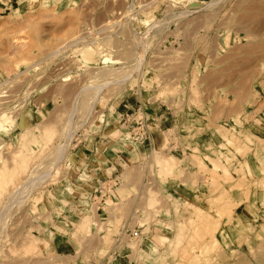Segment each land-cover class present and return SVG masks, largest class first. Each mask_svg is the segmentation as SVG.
<instances>
[{"label": "rangeland", "instance_id": "374dc122", "mask_svg": "<svg viewBox=\"0 0 264 264\" xmlns=\"http://www.w3.org/2000/svg\"><path fill=\"white\" fill-rule=\"evenodd\" d=\"M30 3L0 14V169L14 166L20 129L54 133L28 143L27 168L0 188V264L63 262L42 251L55 234L84 264H159V255L160 264H264V0ZM84 45L88 60L76 51ZM85 90L88 106L74 107ZM125 100L177 122L155 146L139 145L122 125ZM168 141L179 152H166ZM77 151L112 154L115 174L101 183L76 173ZM158 156L175 157L167 173ZM196 208L209 216L204 228L186 223ZM83 216L88 227L77 230ZM177 232L185 237L170 246ZM26 238L40 250L25 251Z\"/></svg>", "mask_w": 264, "mask_h": 264}, {"label": "bare ground", "instance_id": "6f19581e", "mask_svg": "<svg viewBox=\"0 0 264 264\" xmlns=\"http://www.w3.org/2000/svg\"><path fill=\"white\" fill-rule=\"evenodd\" d=\"M3 11V10H2ZM187 12V11H186ZM8 16H9V18L12 16V14L11 13H8ZM158 24V23H157ZM154 26H152V28H153ZM148 30H150V29H148ZM149 33V32H148ZM143 36H146V35H144L143 34ZM145 38V37H144ZM139 40H141L142 41V38L141 39H139ZM144 40V39H143ZM10 41H13V43L15 42L16 44H21V46H22V44H23V46H24V38L21 36V35H15V34H13V36H12V40H10ZM26 42V41H25ZM19 44V45H20ZM93 49V48H92ZM88 45H84V46H82L81 48H79L78 50L76 49V51L77 52H80V54H81V57H84V58H86V57H89L90 56V53L93 51ZM133 53V52H132ZM79 54V55H80ZM92 54L93 53H91V56H92ZM94 56V55H93ZM92 56V57H93ZM87 59V58H86ZM89 59H90V57H89ZM139 59H140V57H139ZM88 60V59H87ZM140 61V60H139ZM5 64L6 63H4V67H5ZM139 64V63H138ZM1 65V64H0ZM3 66V65H2ZM6 68V67H5ZM134 70V69H133ZM5 71V70H4ZM117 75V74H116ZM130 76V75H129ZM124 77V76H123ZM126 78H127V76H126ZM123 79H125V78H123ZM122 81V79L119 81V82H121ZM115 84V83H114ZM100 86H103V85H99L98 87L100 88ZM105 86V85H104ZM97 87V86H96ZM87 89L86 87H83L82 89ZM88 88H90V87H88ZM88 90V89H87ZM87 90H85L84 91V96H83V98L81 99V101H80V98H79V95H77L78 97L74 100V104H73V106L74 107H76L77 105L78 106H80L81 108H85L86 106H88V104H89V101H90V92H88ZM87 91V92H86ZM94 91V90H93ZM95 93V92H94ZM88 94V95H87ZM96 94V93H95ZM94 94V95H95ZM93 95V96H94ZM95 97V96H94ZM78 106H77V108H78ZM91 108V107H90ZM74 109V108H73ZM2 120H4V121H7V117H6V115L5 114H0V121H2ZM33 128H34V126H33ZM32 130H34V129H32ZM40 130V132H39V136H36V135H34L33 134V132L31 131V129L29 128V127H26V128H24V129H20V134H19V150L17 149V151H15V154H14V156H13V160H14V166L10 169V168H4V166H3V168L2 169H0V188H2V187H5V186H3V185H6L5 183H8V181H10V183L9 184H13L14 182H16V180L15 179H12L13 178V176H14V174L16 175V173H17V171L19 170H21V171H25L24 170V168H27L26 166L28 165V163H29V160H31L30 159V157L31 156H29V152H28V149L30 148L29 147V142L31 141L32 142V145H33V142H44V143H47V140L48 139H50V136L52 135V133H54V129H53V127L51 128V127H44V128H42V129H39ZM68 134V133H67ZM39 137V138H38ZM68 137V136H67ZM33 140V141H32ZM46 145V144H45ZM35 146V145H34ZM41 146V145H40ZM61 146V145H60ZM59 146V147H60ZM65 146V145H64ZM38 148V147H37ZM36 148V149H37ZM62 148H63V151H64V147L63 146H61L60 147V150H59V154H60V156H59V159L60 158H62V154H63V151H62ZM31 149V148H30ZM31 151H33V150H31ZM28 153V154H27ZM163 153V152H162ZM164 155V154H163ZM170 155V154H169ZM12 158V157H11ZM175 157H173V156H167V157H161V156H158L157 158H156V162L159 164V166H160V168H162V170H161V172H164V173H167L173 166H174V164H175V159H174ZM5 162V161H4ZM3 162V163H4ZM59 162V161H58ZM53 166V165H52ZM51 166V167H52ZM55 166H56V164H55ZM2 167V166H1ZM9 167V166H8ZM55 168V167H54ZM36 169V168H35ZM18 171V172H19ZM33 171V170H32ZM35 171V170H34ZM53 171V170H52ZM50 170L48 169V171H46L45 173H44V176H47V175H49L50 174ZM20 173V172H19ZM30 173L31 172H29V174L28 175H30ZM42 174V173H41ZM40 174V175H41ZM28 175H26L25 177V179H27V177H28ZM18 176V174L16 175V176H14L16 179L18 178L17 177ZM43 176V175H42ZM39 177L37 180H33L34 182H29L28 184L30 185V187L29 188H31V187H33V188H35V185L36 184H39L40 183V179H43L44 178V176L43 177ZM46 179V178H45ZM11 180H15V181H13V183H11L12 181ZM28 181V180H27ZM24 182H25V180H24ZM16 184V183H15ZM14 184V185H15ZM23 184H25V183H23ZM28 184H26V185H24L22 188L19 186H17V189H19V188H21L19 191H21V192H19V193H24V189H25V191L27 190V188L26 187H28L27 185ZM32 189V188H31ZM15 190V188L13 189V191ZM30 190V189H29ZM35 190V189H34ZM33 190V191H34ZM38 190V189H37ZM18 192H16V194L18 193ZM30 193H31V191H29ZM11 192H9V196H11L12 194H10ZM22 193V194H23ZM30 193H27V194H30ZM14 194H15V192H14ZM36 194H38V193H36ZM18 195V194H17ZM17 195H14V196H17ZM31 195V194H30ZM7 196V195H6ZM8 196V197H9ZM13 196V195H12ZM11 196V197H12ZM28 196V195H27ZM40 196V195H39ZM7 197V198H8ZM18 197V196H17ZM17 197H15V198H17ZM41 197V196H40ZM6 198V199H7ZM10 198V197H9ZM15 198H13L14 200H15ZM22 198V197H21ZM20 198V199H21ZM25 198V197H24ZM151 198V197H150ZM23 199V198H22ZM11 200H12V198H11ZM11 202V201H10ZM14 203H15V201H14ZM190 204V203H189ZM151 206H152V203L150 204ZM7 207H9V206H7ZM6 207V208H7ZM2 210V209H1ZM227 210V209H226ZM7 211V210H6ZM194 211V210H193ZM232 211V208H230L229 209V211H227V212H231ZM3 213H5V212H1L0 213V215L1 214H3ZM88 215V214H87ZM207 215L208 214H206L204 211H201V209H198V208H196V211H195V215L194 216H190L189 218H187L186 220V223H188V224H193V223H196L197 225H201L202 227H203V222H202V220L203 219H207L208 217H207ZM90 217V216H89ZM205 219V220H206ZM88 221H89V219H88V216H83V217H81V219H80V221H78V224L76 225L77 227V230H82V229H86L87 227H88ZM91 221V220H90ZM214 222V221H213ZM90 223V222H89ZM215 223V222H214ZM206 225V224H205ZM209 226L210 225H207V226H205L206 227V229L207 228H209ZM212 226V225H211ZM191 227V226H190ZM193 227V226H192ZM199 227V226H198ZM197 227V228H198ZM204 228V227H203ZM189 229V228H188ZM200 229V228H199ZM208 230V229H207ZM214 230H216V227H213V228H211V232L209 231V233L211 234L212 233V237H213V233L215 232ZM195 231V233H196V231H198L197 229L196 230H194ZM200 231V230H199ZM184 232H186V231H184ZM178 233V232H177ZM183 233V232H182ZM210 234H208V235H210ZM207 235V236H208ZM183 237H185V235L183 234V235H181L180 233H178L176 236H175V238H174V241H171L170 242V246H171V244L173 243V246H178L177 245V243H178V241H180V240H182L183 239ZM212 237H209V238H211L212 240L211 241H213V238ZM25 238V237H24ZM27 239V238H26ZM201 239H202V237H201ZM24 241H26V240H23V242ZM183 241V240H182ZM181 241V242H182ZM214 241H215V239H214ZM209 242V241H208ZM23 245V249H25V251H31V250H33L32 252L34 253V251L36 252V250L38 249V250H40V246H39V244L38 243H36V242H34L33 240H31V239H27V241L25 242V243H22ZM212 244V243H211ZM211 244L209 245L210 247H212L213 248V246L215 245H217V243L215 242V243H213L212 244V246H211ZM208 246V247H209ZM218 246V245H217ZM176 248V247H175ZM22 250V249H21ZM24 251V252H25ZM181 251H183V250H181ZM197 251V250H196ZM31 252V253H32ZM253 252V251H252ZM257 252V251H256ZM23 253V252H22ZM40 253V252H39ZM196 253H198V251L196 252ZM191 256H192V254H191ZM197 256H198V254H197ZM197 256H195V257H197ZM175 257V256H174ZM163 258H164V256L163 255H159L158 256V258H157V260H158V263L160 264L161 262L160 261H162L163 260ZM184 258V257H183ZM191 257H189V260H191L190 259ZM193 259V258H192ZM196 259V258H195ZM194 260H192V262H193ZM196 261H198V260H195L194 261V263H196ZM200 262V261H199ZM198 262V263H199ZM239 263L238 264H241V262H242V260H240V261H238ZM243 263V262H242ZM183 264V263H182ZM192 264V263H191ZM200 264V263H199Z\"/></svg>", "mask_w": 264, "mask_h": 264}, {"label": "crops", "instance_id": "0c3cea01", "mask_svg": "<svg viewBox=\"0 0 264 264\" xmlns=\"http://www.w3.org/2000/svg\"><path fill=\"white\" fill-rule=\"evenodd\" d=\"M34 6L38 3H48V5H57L61 3L63 0H33ZM31 0H0V14H18L24 9L25 11L31 8ZM3 10V11H2ZM129 110L134 108L133 104L129 100H125L123 105ZM145 118L148 124V130L150 134V143L148 144L150 147L155 146V137H157V132L162 131L165 132L166 128L172 126L173 122L176 123L177 120L174 118L173 114L169 110H164L162 107L158 105L152 107L151 109H147L145 107ZM157 125V126H156ZM159 130V131H158ZM143 147V146H141ZM145 148V147H144ZM80 149V148H79ZM78 149V150H79ZM72 157L75 159L73 166V170L77 171L76 173L82 174L86 173L91 180H104L107 177H111L115 174V171L111 169L116 168V162H110V158H112V154H73ZM117 171V169H116ZM113 177V176H112ZM46 238H42V240ZM65 239V240H64ZM44 253L52 254V252H56L57 255L62 256L63 262L59 264H84L80 257L81 252L77 246H74L71 242L68 241V238L55 234L54 240L47 245V247L43 246L42 251ZM69 257L73 260H69Z\"/></svg>", "mask_w": 264, "mask_h": 264}, {"label": "built area", "instance_id": "2783aa9c", "mask_svg": "<svg viewBox=\"0 0 264 264\" xmlns=\"http://www.w3.org/2000/svg\"><path fill=\"white\" fill-rule=\"evenodd\" d=\"M122 125L125 127L126 130H128L129 134H131L134 141L136 143H138L139 145L150 143V134H149V130H148L147 120L143 114L139 113V108L125 113L123 115V118H122ZM173 144L174 143L172 141H168V143L165 146L166 152H168V153L169 152H173V153L179 152L176 150V148L174 147ZM180 153H181V151H180ZM112 180H115V178ZM103 182L104 183L106 182L105 179H104V181H101V183H103ZM125 232H126V230H123L121 232V235L124 236ZM127 232L128 233L126 235L129 236L130 238H139L140 237L139 231H137V230H134L131 232L127 230ZM118 236H120V235H118ZM140 238H142V237H140ZM112 253L117 255V253L115 251H113ZM90 264H99V263L93 261Z\"/></svg>", "mask_w": 264, "mask_h": 264}]
</instances>
